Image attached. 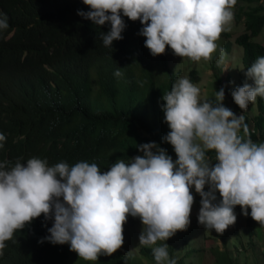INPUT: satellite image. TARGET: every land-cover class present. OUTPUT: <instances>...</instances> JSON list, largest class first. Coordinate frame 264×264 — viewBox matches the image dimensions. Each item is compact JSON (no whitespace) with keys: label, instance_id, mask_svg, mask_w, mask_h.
<instances>
[{"label":"clouds","instance_id":"1","mask_svg":"<svg viewBox=\"0 0 264 264\" xmlns=\"http://www.w3.org/2000/svg\"><path fill=\"white\" fill-rule=\"evenodd\" d=\"M90 10L78 15L110 30L102 36L112 47L124 37L123 17L140 20L145 46L153 56L166 52L199 62L210 60L216 41L233 20L237 0H83ZM9 27L0 14V30ZM223 53V49H219ZM222 59V57H221ZM225 67L223 70H226ZM114 75L120 77L117 69ZM245 82L231 92L244 111L257 96L264 97V56L247 68ZM224 88L215 102H201L200 89L188 78H178L163 96L165 122L170 131L164 141L174 147L178 159L156 142L136 145L143 153L126 163L117 160L101 172L97 164L65 162L48 166L46 160H19L14 166L0 162V256L5 241L42 214L53 219L50 235L40 240L70 244V250L86 261L111 256L124 244L128 216L139 217L143 230L139 244L151 247L187 230L191 220L195 187L202 199L198 222L207 230L223 234L234 225L240 205L245 216L264 225V143H254L243 114L223 104ZM241 129L243 135H241ZM5 137L0 134V141ZM0 147L3 144L0 143ZM155 149V151H154ZM215 152L214 165L206 158ZM208 190H205V186ZM217 192L221 199L217 200ZM62 198V199H61ZM168 244L152 248L157 264H177L169 258Z\"/></svg>","mask_w":264,"mask_h":264},{"label":"trees","instance_id":"2","mask_svg":"<svg viewBox=\"0 0 264 264\" xmlns=\"http://www.w3.org/2000/svg\"><path fill=\"white\" fill-rule=\"evenodd\" d=\"M236 5L233 14L243 20V29L234 40L242 46L241 60L247 71L264 56V44L251 38L263 24L264 3L245 9ZM78 10L87 12L90 8L83 0H0V14H6L9 24L0 30V134L5 137L0 141V162L9 161L14 166L18 160L26 163L40 158L48 166L65 162L69 167L87 162L105 172L117 160L125 161L139 151L136 145L151 140L175 161L178 157L173 145L163 139L170 128L161 107L177 75L167 64L171 47L153 56L145 46L146 37L139 34L144 25L128 17H123L127 25L124 38L106 47L102 36L110 30V22L94 25L78 15ZM227 44L228 39L224 46ZM158 64L165 73L161 83L156 81ZM212 66L219 81V67ZM117 69L120 77L114 75ZM249 83L253 81L249 79ZM256 108L251 117H244L250 138L260 144L264 143V97L257 96ZM215 155L214 151L206 153L213 165L218 162ZM248 211L246 219L253 221L251 209ZM139 219L129 215L127 220ZM52 226L53 219L46 220L42 214L16 230L13 238L5 241L0 264L155 261L153 247L143 245L138 250L144 259L118 249L111 256L86 261L70 250L69 243L40 242L50 235ZM220 237L224 239L223 234ZM173 246L168 243L169 258L182 264L181 257L173 254ZM212 252L214 264H239L226 246H215ZM253 264H264V250L262 261Z\"/></svg>","mask_w":264,"mask_h":264},{"label":"rangeland","instance_id":"3","mask_svg":"<svg viewBox=\"0 0 264 264\" xmlns=\"http://www.w3.org/2000/svg\"><path fill=\"white\" fill-rule=\"evenodd\" d=\"M237 3L241 8L245 9L257 3H264V0H238ZM237 8V5L232 8V12ZM230 30H226L227 35L221 34L220 38L216 41L217 51L213 53L210 60L201 59L199 62L192 61L187 57H180L174 54L173 50L167 53V64L172 69L177 71L174 83L178 78H188L195 86L200 89L201 102L209 100L215 102L216 92L224 88L225 99L223 104L230 108L237 115H246L251 117L257 110L256 101L250 103L246 111L242 110L235 102L231 92L237 86H243L245 82L249 83L246 76V69L241 60L242 46L234 40V36L243 29V20L235 19L228 26ZM252 39L260 41L264 44V21L260 30L251 36ZM228 39L227 47L224 46V41ZM223 49L221 54L219 49ZM222 57V59H221ZM219 67L220 80L214 78L213 63ZM228 67L226 70H223ZM157 83L165 78L163 68L157 65ZM151 142H156L151 140ZM157 143V142H156ZM158 144V143H157ZM155 151V149H154ZM137 155H143L141 151L135 152L125 160L126 163L131 162V159ZM174 161V160H173ZM208 190V186H205ZM192 194L194 195V204L190 216L191 223L187 230L177 231V233L170 237L171 242L157 241L156 245L152 247L162 246L165 243H172L173 254L181 257L182 264H214V255L212 252L213 247H225L234 255L239 264H253L255 261H262V252L264 250V225L253 220L248 221L243 214L240 205H236L234 212L237 216L236 223L230 225L223 233L224 239L222 240L220 234L215 230H207L205 226L198 222V214L201 208L200 195L196 193L193 186ZM221 197L217 192V200ZM250 209V208H249ZM249 228L252 230L249 231ZM143 230L141 219L134 222H127L124 224V244L120 248L128 255L140 256L138 248L139 236ZM197 247V248H196ZM157 263L152 261V264Z\"/></svg>","mask_w":264,"mask_h":264}]
</instances>
